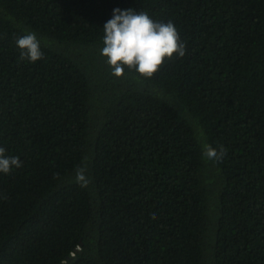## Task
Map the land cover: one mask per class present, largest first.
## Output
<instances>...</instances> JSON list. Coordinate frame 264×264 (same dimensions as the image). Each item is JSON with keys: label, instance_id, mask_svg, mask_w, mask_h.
Instances as JSON below:
<instances>
[{"label": "trees", "instance_id": "obj_1", "mask_svg": "<svg viewBox=\"0 0 264 264\" xmlns=\"http://www.w3.org/2000/svg\"><path fill=\"white\" fill-rule=\"evenodd\" d=\"M114 8L184 53L115 76ZM0 147V264H264V0H0Z\"/></svg>", "mask_w": 264, "mask_h": 264}, {"label": "clouds", "instance_id": "obj_2", "mask_svg": "<svg viewBox=\"0 0 264 264\" xmlns=\"http://www.w3.org/2000/svg\"><path fill=\"white\" fill-rule=\"evenodd\" d=\"M103 47L101 55L117 77L123 74L125 68L134 70L142 77H152L162 65L166 56L173 52L182 55L185 51L184 42L179 38V32L172 21H154L146 12L132 8H114L103 27ZM20 56L30 63L41 60L40 40L35 33H26L16 40ZM208 159H220L223 150L217 152L207 148L204 153ZM22 161L16 156L5 155V149L0 147V174H9L13 169L20 168ZM76 181L86 187L88 179L84 168L77 169Z\"/></svg>", "mask_w": 264, "mask_h": 264}, {"label": "water", "instance_id": "obj_3", "mask_svg": "<svg viewBox=\"0 0 264 264\" xmlns=\"http://www.w3.org/2000/svg\"><path fill=\"white\" fill-rule=\"evenodd\" d=\"M71 259V257H67V260H70ZM66 262H63V263H60V264H65Z\"/></svg>", "mask_w": 264, "mask_h": 264}]
</instances>
